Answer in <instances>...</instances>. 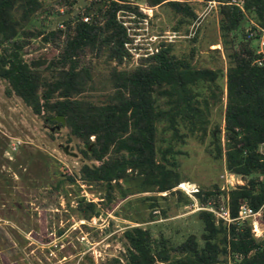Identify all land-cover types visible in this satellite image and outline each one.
I'll return each mask as SVG.
<instances>
[{
    "label": "trees",
    "instance_id": "obj_1",
    "mask_svg": "<svg viewBox=\"0 0 264 264\" xmlns=\"http://www.w3.org/2000/svg\"><path fill=\"white\" fill-rule=\"evenodd\" d=\"M57 1L65 5L63 13L70 11L76 0ZM124 1L88 0L82 9L86 19L77 10L43 33L23 27L43 0H0V78L7 83L6 92L20 97L45 122L59 124L52 116L63 117L69 134L83 142L79 149L82 157L90 161L80 164L78 178L102 184L106 197L119 178L130 176L137 179V191L167 190L182 197L184 203L190 201L181 190H171L180 178L172 165H166L165 153L173 152L171 144L164 148L156 145V133L162 128L179 141L188 134L201 140L207 136L213 157L221 158L227 170L244 179L227 191L230 214L236 215L242 201L256 208L264 199V154L257 150L264 140V63L253 61L251 41L257 29L248 20L264 27V0H241V7L218 0L223 39L228 32H240L237 46L227 52L224 71L177 57L170 51V43L160 40L156 49L139 57L132 68L109 69L112 89L100 101L81 97L90 79L89 64L84 62L87 53L105 51L107 58L116 61L128 53L123 41L129 38L115 17L117 9L130 7ZM145 1L149 5L167 3L188 18L195 16L189 0ZM95 3L100 4L93 6ZM91 8L94 11L89 12ZM245 23L249 30L255 29L254 34L243 31ZM36 34H42L44 41L62 35L60 49L45 64L50 68L47 77L36 68L44 58L26 60L22 56V46ZM221 75L223 87L217 82ZM223 89L222 123H210V105L221 100ZM64 175L75 182L74 174ZM218 193L215 188L195 194L201 203L209 199L218 205ZM157 195L147 196L152 200L151 209L157 205ZM79 199L78 207L83 203L80 216L97 213L95 201ZM196 214L202 223L199 239L188 233L172 242L161 234L153 236L148 227H125L126 264H264V233L253 236L246 219L225 224L209 210L198 209ZM260 222L264 226V213Z\"/></svg>",
    "mask_w": 264,
    "mask_h": 264
},
{
    "label": "rangeland",
    "instance_id": "obj_2",
    "mask_svg": "<svg viewBox=\"0 0 264 264\" xmlns=\"http://www.w3.org/2000/svg\"><path fill=\"white\" fill-rule=\"evenodd\" d=\"M124 2L131 8H119L115 14L124 22L129 39L123 47L128 53L120 61L107 58L105 51L98 55L87 53L84 62L89 64L90 79L79 96L100 101L112 89L109 69L112 66L132 68L161 39L170 43V51L177 57H188L196 66H219L225 70L227 52L237 46L240 32H228L223 39L218 27V3L189 0L195 13L189 20L167 3ZM86 4L88 0L78 8L83 19L82 9ZM64 8L57 0H43L42 7L23 27L44 33L57 25L60 21L55 23L57 11L62 13ZM193 21L198 23L192 25ZM190 27L194 28L193 33L186 35ZM243 27L249 34V23ZM41 35L29 37L21 52L26 60L44 58L36 68L47 77L50 68L45 64L57 54L63 41L62 35L48 41L42 40ZM251 44L257 48V38ZM217 82L223 87L224 76H219ZM6 86V81L0 78V264H126L122 231L134 224L148 227L153 236L161 234L172 242L188 233H194L199 239L202 223L196 212L205 204L196 194L184 203L182 197L167 190L137 191V179L127 176L124 180L119 178L110 197H106L102 184L85 183L78 178L80 164L90 162L79 151L83 147L81 139L69 134L62 123L54 128L57 122H45L20 97L7 93ZM223 102L224 89L221 100L210 105V123H222ZM156 138L159 148L171 144L173 152L165 153L166 165L177 170L179 181L193 182L198 192L218 188L217 198L221 199L227 196L236 179L240 183L244 181L239 174L227 170L221 158L213 157L208 150L207 136L201 140L188 134L179 141L169 130L158 128ZM65 144H68L67 151L62 149ZM257 149L264 150V146ZM64 174H74L75 182L68 181ZM175 189L174 185L171 190ZM152 194H161L156 196L157 205L153 209L149 206L152 200L147 197ZM81 196L95 201L97 213L80 216L83 203L78 207L77 202ZM244 219L250 223V218L245 217L237 219V223ZM260 219L254 220L259 223L255 224L257 232H261L258 236L252 232L255 237L264 233Z\"/></svg>",
    "mask_w": 264,
    "mask_h": 264
},
{
    "label": "built area",
    "instance_id": "obj_3",
    "mask_svg": "<svg viewBox=\"0 0 264 264\" xmlns=\"http://www.w3.org/2000/svg\"><path fill=\"white\" fill-rule=\"evenodd\" d=\"M208 2H216L219 3L220 1L218 0H207ZM228 3H235L239 7H241V0H228ZM116 16V14H115ZM116 18L120 23L124 26V22L121 21L117 16ZM86 19V16L84 17ZM198 21H193L192 25H196ZM250 23L257 29V35L255 38H257L258 41V47L255 48V56L253 58V61L256 62L257 64H262L264 63V27L259 26L257 23L254 21L250 20ZM125 27V26H124ZM195 27V26H194ZM191 29V27H190ZM193 29L189 30L188 34L186 35H191L193 33ZM255 29L250 30L249 34H254ZM174 35V34H172ZM162 41H165L164 39H161ZM127 40L123 41V44L126 46ZM160 41V40H159ZM156 49V46L153 48H149V50H146L144 52V55L151 53ZM258 146L263 147L264 146V140L261 141ZM258 150V149H257ZM261 154H264V150L259 149L258 150ZM227 177V175H226ZM241 178V177H240ZM236 184H240L239 180L236 179ZM235 185V184H234ZM175 188L181 190L184 194L187 196L195 195V193L198 191V187L193 183V182H188V181H179L175 184ZM193 204H195L193 202ZM205 205L201 204L198 209H206L209 210L210 212L213 213L215 216V219H220L223 223L227 224L229 222H232L234 220L240 219V218H250V231L251 233L253 232L255 235L258 233H261L260 231L257 232V228L255 224H259L258 221L255 223L254 220L257 219V217L260 214L264 213V199L260 202V204L256 208H251L249 205H247L246 202L242 201L238 204L237 206V212L236 215L232 216L230 214L229 208L227 206V196H224V198L219 199L218 205H213V203L208 199L205 203ZM254 234H252L254 236ZM258 236V235H256Z\"/></svg>",
    "mask_w": 264,
    "mask_h": 264
},
{
    "label": "water",
    "instance_id": "obj_4",
    "mask_svg": "<svg viewBox=\"0 0 264 264\" xmlns=\"http://www.w3.org/2000/svg\"><path fill=\"white\" fill-rule=\"evenodd\" d=\"M84 1H85V0H76V2H75V4H74L73 8H72L70 11H66V12L60 13L59 15H57V16L55 17V23H56L58 20H61V19H63V18H66V17L69 16L70 14L76 12V11L78 10V8H79L80 6H82V4L84 3ZM92 11H93L92 8L89 9V12H92ZM52 118L55 119V120H57V121H59V122L62 123V124L64 123V119H63V117H62L61 115H54V116H52ZM55 128H58V124L55 125ZM50 129H53V127H50ZM67 146H68V144L63 145V146H62V149H63L64 151H67ZM70 153H74V152H70Z\"/></svg>",
    "mask_w": 264,
    "mask_h": 264
}]
</instances>
